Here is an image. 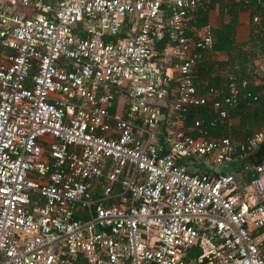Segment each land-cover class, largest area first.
<instances>
[{
  "label": "built area",
  "instance_id": "obj_1",
  "mask_svg": "<svg viewBox=\"0 0 264 264\" xmlns=\"http://www.w3.org/2000/svg\"><path fill=\"white\" fill-rule=\"evenodd\" d=\"M217 2L0 0V264H264V164L244 187L196 174L264 139L208 135L240 98L258 103L250 80L195 85L213 38L192 23ZM252 74L264 86V57ZM206 106L214 119L184 126Z\"/></svg>",
  "mask_w": 264,
  "mask_h": 264
},
{
  "label": "trees",
  "instance_id": "obj_2",
  "mask_svg": "<svg viewBox=\"0 0 264 264\" xmlns=\"http://www.w3.org/2000/svg\"><path fill=\"white\" fill-rule=\"evenodd\" d=\"M220 7H226L223 9V16L226 14L227 18L225 22L218 28L211 30L213 43L210 50L206 51L202 55V59L193 67V75L195 77V85L202 91L210 88L217 87L219 80L222 76L228 77L233 75L238 83L242 80H250V83L240 88L245 93L256 94L258 97V103L255 105H249V101L246 97H242L239 100L238 106L230 111L228 120H231L228 124V120L223 125H217L214 128H208L207 132L210 137L220 138L229 137L233 141L240 142L246 138L254 135L262 130L264 126V90L259 86H254L251 79L253 78L254 61L259 57H264V0L260 5L256 4L255 0H232V5L225 6L223 2L217 0ZM214 8L213 4H209L198 9L195 12L193 25L204 26L207 24V13ZM245 13L248 15V31L245 34V39L239 40L237 38V28L239 26V14ZM169 14V10H166V15ZM222 14V13H221ZM258 17V23H253V18ZM123 34L118 38L128 37L129 26L125 23ZM244 38V36H243ZM105 40H116L117 37L107 38L104 35ZM169 44L166 35L160 41L156 43V58H160L164 48ZM216 55H219L221 59H213ZM225 72V74H223ZM171 84L168 87L169 97L168 102L172 101L173 95L171 93ZM261 87V86H260ZM161 112L164 116H167V109L162 108ZM194 117H201L204 120V125L212 120L216 115L212 112L209 106L192 108L183 116V124L188 127ZM234 120V122H232ZM167 122L163 121L159 126V137L162 138V132ZM264 164V139L258 144L256 149L246 153L242 159H237L229 165H238L236 172L240 173L245 171V168H253ZM220 166V165H219ZM232 171L225 172L215 169L214 167H207L205 164L200 166L196 174L199 175H217L219 173H231ZM251 172L247 171V177L245 184L251 182ZM264 233V226L257 229L254 233V238ZM260 254L264 256V240L259 242Z\"/></svg>",
  "mask_w": 264,
  "mask_h": 264
},
{
  "label": "crops",
  "instance_id": "obj_3",
  "mask_svg": "<svg viewBox=\"0 0 264 264\" xmlns=\"http://www.w3.org/2000/svg\"><path fill=\"white\" fill-rule=\"evenodd\" d=\"M221 2H225V1H227V0H220ZM218 6H219V2H217L215 5H214V8L211 10V11H209L208 13H207V24L206 25H208V26H210V28H211V30L213 29V28H218V27H220V19H218V24L216 23V20H215V16L214 15H217L218 16ZM238 20H239V26H238V28H237V38H239V33H242L243 34V36H244V38H243V36L241 37V38H239V40H242V39H245V34L247 33V31H248V24H247V22H248V15L247 14H245V13H240L239 14V17H238ZM222 21H224L225 22V20L223 19ZM205 26V25H204ZM107 37V36H106ZM108 38V37H107ZM105 40V39H104ZM109 41V40H108ZM162 55V54H161ZM161 58V57H160ZM167 63V66L169 65V63H171V61H168V62H166ZM229 76H232V77H234L233 75H229ZM235 78V77H234ZM236 79V78H235ZM237 81V80H236ZM252 82H253V85L254 86H259V88H262L263 90H264V86H263V84H261V81L259 80V79H255V81L254 80H251ZM227 82V77H225V76H222L221 78H220V80H219V85L217 86V87H223L224 85H225V83ZM238 82V81H237ZM261 86V87H260ZM262 93H264V92H262ZM171 116V114L168 112V110H167V116H164L165 117V119H164V121H166V118H167V122H166V124L168 123V121H169V117ZM230 122H231V120H228V124H230ZM232 122H234V120H232ZM263 130H264V126H263V128H262ZM202 164H205L207 167H209V168H211V167H214V166H218V165H213V164H207L206 162H203V163H198V165L196 164L195 166H196V169H197V171L199 170V168H200V166H202ZM236 169H238V167L236 168ZM236 169L234 170V171H232L231 173L232 174H235V176L237 177V184H238V187H244V185H245V179H246V177H247V171L245 170V171H242V172H236ZM217 170H219V169H217ZM220 171H223L222 169L220 170ZM226 172V171H225ZM229 172V171H228ZM247 184V183H246ZM256 238V240H257V242H261V241H263V238H264V233L263 234H261V235H259V236H257V237H255Z\"/></svg>",
  "mask_w": 264,
  "mask_h": 264
},
{
  "label": "rangeland",
  "instance_id": "obj_4",
  "mask_svg": "<svg viewBox=\"0 0 264 264\" xmlns=\"http://www.w3.org/2000/svg\"><path fill=\"white\" fill-rule=\"evenodd\" d=\"M232 0H227V1H225V2H223V4H225V6H230V5H232ZM218 16L217 15H214L215 16V20H216V23L218 24L219 22H218V19H220L219 21H220V25H222V23L224 22V21H222L223 19L225 20L226 18H227V16H226V14L223 16V12H222V10L223 9H227L226 7H220V5L218 6ZM222 13V14H221ZM243 36V34L242 33H239V38H241ZM238 38V39H239ZM221 59V57L219 56V55H216L213 59H215V60H218V59ZM223 74H225V72L223 73ZM120 101H122L121 99H120ZM238 167V165H220V166H214V168L215 169H219V170H224V171H234L236 168ZM263 240H264V238H263Z\"/></svg>",
  "mask_w": 264,
  "mask_h": 264
}]
</instances>
